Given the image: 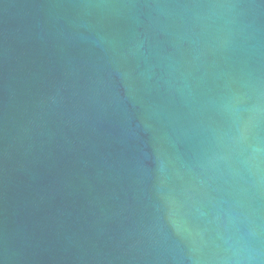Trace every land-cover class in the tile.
Wrapping results in <instances>:
<instances>
[{
    "label": "water",
    "instance_id": "1",
    "mask_svg": "<svg viewBox=\"0 0 264 264\" xmlns=\"http://www.w3.org/2000/svg\"><path fill=\"white\" fill-rule=\"evenodd\" d=\"M0 264H264V0H0Z\"/></svg>",
    "mask_w": 264,
    "mask_h": 264
}]
</instances>
